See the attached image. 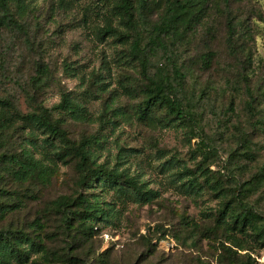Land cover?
I'll list each match as a JSON object with an SVG mask.
<instances>
[{
	"label": "rangeland",
	"instance_id": "obj_1",
	"mask_svg": "<svg viewBox=\"0 0 264 264\" xmlns=\"http://www.w3.org/2000/svg\"><path fill=\"white\" fill-rule=\"evenodd\" d=\"M131 1L130 23L113 13L111 0L0 7V100L23 115L47 107L63 130L49 137L21 124L2 129L0 233L24 231L40 246L25 245L10 264H264V0H204L156 48L151 27L170 0ZM107 16L112 29L100 35ZM134 39L146 48L152 75L172 79L177 60L183 81L174 94L196 120L166 118L158 107L142 115L145 79L130 53ZM64 97L81 115L57 107ZM82 143L92 168L125 171L152 200L84 183L71 155ZM25 148H35L44 167L15 176L10 157ZM80 194L112 211L98 232L73 239L80 221L69 227L72 214L54 204ZM244 208L254 227L240 231L231 214Z\"/></svg>",
	"mask_w": 264,
	"mask_h": 264
},
{
	"label": "trees",
	"instance_id": "obj_2",
	"mask_svg": "<svg viewBox=\"0 0 264 264\" xmlns=\"http://www.w3.org/2000/svg\"><path fill=\"white\" fill-rule=\"evenodd\" d=\"M109 1V0H104ZM204 0H170L169 5L166 6L165 13L162 20L159 23L154 24L151 27V35L149 38L150 46L153 48L164 45L161 34L175 32L179 29L180 23L188 19L197 10V6L202 4ZM15 2L18 7L28 8L29 0H0V7L6 12L10 11V3ZM112 11L114 14L121 16L124 22H132L133 11L131 0H111ZM107 21L99 34L103 35L111 31L112 23L109 16L106 17ZM149 51L152 49L148 46ZM167 49V47H165ZM130 53L134 59L139 61L142 67V73L145 79L143 88V100L139 107L142 111V115L146 116L149 112L155 108H163L166 112V118L174 116L175 119L196 120L197 115L188 110L184 103L177 98L174 94L177 89L180 88L183 81V74L180 66L175 59H171L170 65L172 67L173 78H169L166 75H152L147 70L148 65V53L145 47L140 43L139 39H134L130 45ZM2 107H0V148L3 146L2 129L13 128L17 124L25 126L30 129L31 132L35 130H41L43 133H47L50 136H62L63 130L57 120L51 118V114L47 107L40 106L39 112L33 114H20L19 112H8L5 107L9 106V102L0 100ZM59 108H68L78 115L82 113V107L73 103L67 97H64L58 104ZM46 141L54 146V142L47 138ZM55 147V146H54ZM56 148V147H55ZM33 149L25 148L22 150L20 156L12 155L10 157L9 170L12 171L15 176L26 177L32 174L36 169L42 168L43 162L38 160ZM66 153H59V157H64ZM78 159L77 166L84 174L83 182L92 185L93 181H97L102 185L109 184L115 193L126 197H132L134 200L151 201L154 194L151 190H144V185L139 184L138 181L129 176L125 171H117L115 169L105 168L103 165H99L96 168H92L90 163V146L82 143L72 148V154ZM194 188V186H191ZM95 199V198H94ZM81 205L82 208L71 209ZM64 214L70 212L66 218V222L69 227L79 220L78 228L72 234V238L75 239L77 233L85 235H91L98 232V224L101 222H108L112 208L110 204L108 206L100 204L98 200H90L87 195L80 194L72 201L70 198H60L55 201L54 204ZM227 209L229 205L227 204ZM234 217V227L240 231L247 229L248 226L254 227V215L244 208L241 213H232ZM75 217V221H71V218ZM25 245L30 249H38L39 244L34 241L24 231L0 233V264H10L14 258L22 257V249ZM25 251V250H24ZM250 258V255L248 256ZM243 264H247L243 262ZM249 264V263H248Z\"/></svg>",
	"mask_w": 264,
	"mask_h": 264
}]
</instances>
